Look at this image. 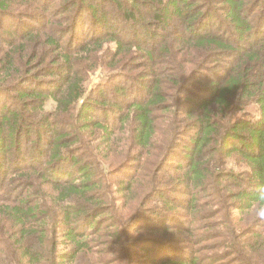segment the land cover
<instances>
[{
    "label": "trees",
    "instance_id": "16d2710c",
    "mask_svg": "<svg viewBox=\"0 0 264 264\" xmlns=\"http://www.w3.org/2000/svg\"><path fill=\"white\" fill-rule=\"evenodd\" d=\"M261 210L264 0H0V264H264Z\"/></svg>",
    "mask_w": 264,
    "mask_h": 264
},
{
    "label": "rangeland",
    "instance_id": "374dc122",
    "mask_svg": "<svg viewBox=\"0 0 264 264\" xmlns=\"http://www.w3.org/2000/svg\"><path fill=\"white\" fill-rule=\"evenodd\" d=\"M65 25H67L68 26V23L67 24H65ZM63 27H65V26H63ZM33 29V31L36 29L35 27L34 28H32ZM99 72H96L95 73V75H93V76H91V78L89 79V87H88V89L90 88V87H92L93 86V84L94 83H96L98 80H99ZM53 109V103H52V101H49L48 103H47V105H46V110L45 111H47V112H49V111H51ZM208 245V244H207ZM219 251H209V252H202L204 255H211V254H214V253H218ZM185 253L184 252H178V253H175L174 251H168L167 252V250L166 251H163L162 253H161V258H162V256L165 258V257H169L170 259H177V258H179V259H181V257H184V256H182V255H184ZM109 257V256H108ZM163 258V259H164ZM144 260H146V259H139V260H137L138 261V264H142V263H145L144 262ZM226 261H228V260H226Z\"/></svg>",
    "mask_w": 264,
    "mask_h": 264
},
{
    "label": "clouds",
    "instance_id": "9594fccd",
    "mask_svg": "<svg viewBox=\"0 0 264 264\" xmlns=\"http://www.w3.org/2000/svg\"><path fill=\"white\" fill-rule=\"evenodd\" d=\"M259 215H260L261 217H264V210H261V211L259 212Z\"/></svg>",
    "mask_w": 264,
    "mask_h": 264
}]
</instances>
